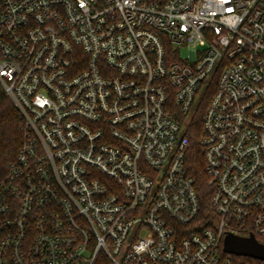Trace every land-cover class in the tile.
Returning <instances> with one entry per match:
<instances>
[{
	"label": "built area",
	"instance_id": "built-area-1",
	"mask_svg": "<svg viewBox=\"0 0 264 264\" xmlns=\"http://www.w3.org/2000/svg\"><path fill=\"white\" fill-rule=\"evenodd\" d=\"M0 82L25 134L0 264H234L228 234L264 242V0H0ZM209 92L205 228L186 124Z\"/></svg>",
	"mask_w": 264,
	"mask_h": 264
},
{
	"label": "trees",
	"instance_id": "trees-1",
	"mask_svg": "<svg viewBox=\"0 0 264 264\" xmlns=\"http://www.w3.org/2000/svg\"><path fill=\"white\" fill-rule=\"evenodd\" d=\"M212 92L206 94L200 109L193 119L187 125V137L191 144L189 154V168L196 177L198 190L202 198V213L198 223L202 227H210L209 219L213 217L211 208L212 189L208 184L205 173L203 149L200 146V140L203 133V117L209 105ZM25 134L23 131V121L17 108L7 95L0 82V186L5 180L10 164L15 161L17 155L24 143ZM260 243L264 242L258 239ZM226 255V254H225ZM232 258L234 264H264V262L251 258L226 255ZM96 264H109L104 258Z\"/></svg>",
	"mask_w": 264,
	"mask_h": 264
},
{
	"label": "water",
	"instance_id": "water-1",
	"mask_svg": "<svg viewBox=\"0 0 264 264\" xmlns=\"http://www.w3.org/2000/svg\"><path fill=\"white\" fill-rule=\"evenodd\" d=\"M223 250L227 255L264 262V244L260 243L254 236L244 238L228 234L224 239Z\"/></svg>",
	"mask_w": 264,
	"mask_h": 264
}]
</instances>
